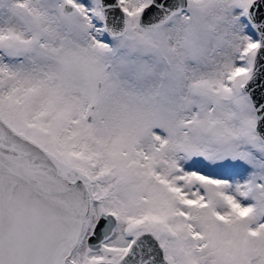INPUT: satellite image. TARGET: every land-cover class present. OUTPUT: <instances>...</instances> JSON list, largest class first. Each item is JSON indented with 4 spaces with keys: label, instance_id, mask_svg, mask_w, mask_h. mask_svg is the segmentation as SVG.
<instances>
[{
    "label": "snow or ice",
    "instance_id": "6c2138e0",
    "mask_svg": "<svg viewBox=\"0 0 264 264\" xmlns=\"http://www.w3.org/2000/svg\"><path fill=\"white\" fill-rule=\"evenodd\" d=\"M0 264H264V0H0Z\"/></svg>",
    "mask_w": 264,
    "mask_h": 264
}]
</instances>
